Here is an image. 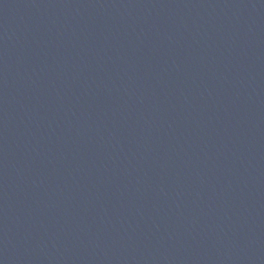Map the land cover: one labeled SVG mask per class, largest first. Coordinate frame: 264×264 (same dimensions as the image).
<instances>
[{"label": "water", "instance_id": "obj_1", "mask_svg": "<svg viewBox=\"0 0 264 264\" xmlns=\"http://www.w3.org/2000/svg\"><path fill=\"white\" fill-rule=\"evenodd\" d=\"M0 264H264V0H0Z\"/></svg>", "mask_w": 264, "mask_h": 264}]
</instances>
